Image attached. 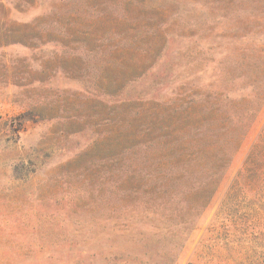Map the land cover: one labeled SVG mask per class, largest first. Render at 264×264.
I'll use <instances>...</instances> for the list:
<instances>
[{
    "label": "rangeland",
    "instance_id": "374dc122",
    "mask_svg": "<svg viewBox=\"0 0 264 264\" xmlns=\"http://www.w3.org/2000/svg\"><path fill=\"white\" fill-rule=\"evenodd\" d=\"M263 127L264 0H0V264H264Z\"/></svg>",
    "mask_w": 264,
    "mask_h": 264
},
{
    "label": "trees",
    "instance_id": "16d2710c",
    "mask_svg": "<svg viewBox=\"0 0 264 264\" xmlns=\"http://www.w3.org/2000/svg\"><path fill=\"white\" fill-rule=\"evenodd\" d=\"M260 145H264V127L261 129L260 133L258 134L257 138L255 139L254 143L251 146V149L245 159L244 168L248 169L251 166L255 167L256 161L254 158L255 151L260 147ZM251 169H248L249 172ZM240 173V172H239Z\"/></svg>",
    "mask_w": 264,
    "mask_h": 264
}]
</instances>
